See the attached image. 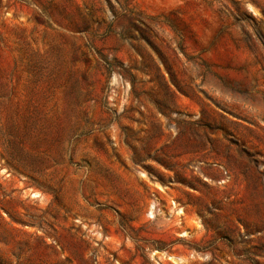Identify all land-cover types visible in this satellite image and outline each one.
Returning a JSON list of instances; mask_svg holds the SVG:
<instances>
[{"label": "rangeland", "instance_id": "rangeland-1", "mask_svg": "<svg viewBox=\"0 0 264 264\" xmlns=\"http://www.w3.org/2000/svg\"><path fill=\"white\" fill-rule=\"evenodd\" d=\"M0 264H264V0H0Z\"/></svg>", "mask_w": 264, "mask_h": 264}]
</instances>
